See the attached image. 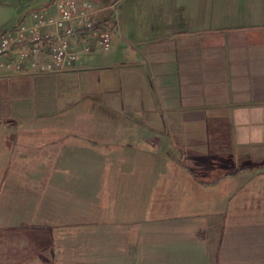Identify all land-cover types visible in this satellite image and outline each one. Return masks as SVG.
<instances>
[{"label": "crops", "instance_id": "crops-1", "mask_svg": "<svg viewBox=\"0 0 264 264\" xmlns=\"http://www.w3.org/2000/svg\"><path fill=\"white\" fill-rule=\"evenodd\" d=\"M78 1L114 4L115 38L107 52L90 40L91 53L69 72L12 77L36 80L43 97L54 79L56 99L34 101L23 118H4L0 104V128L13 132L6 150L0 144V192L5 181L7 187L0 231L29 232L33 218L54 231L81 230L72 248L43 251L37 264H61L82 251L99 252L102 264H264V0ZM52 2L0 0V31ZM102 71L116 74L118 88L101 96L106 103L115 97L108 108L133 130L121 132L122 146L152 164L151 188L159 189L161 204L143 209L137 221L106 216L120 194L117 162L130 155L113 147L115 139L99 144L66 117L74 104L98 100L90 82ZM43 129L54 137L40 139ZM14 204H26L20 217ZM58 204L76 212L70 226L59 220ZM100 230L101 242L88 243ZM83 231L85 248L78 243ZM34 250L0 264H29Z\"/></svg>", "mask_w": 264, "mask_h": 264}, {"label": "rangeland", "instance_id": "rangeland-1", "mask_svg": "<svg viewBox=\"0 0 264 264\" xmlns=\"http://www.w3.org/2000/svg\"><path fill=\"white\" fill-rule=\"evenodd\" d=\"M92 75V74H91ZM94 80H91V86L93 89H97L99 93V98L96 101H91V99L84 101L82 103H76L74 104L73 110L66 115L68 117V122L75 123L78 126H82L87 129V131L90 133L91 137L95 139L99 144H105L107 140L112 141L115 139V142L118 145H114V148L120 149V152L122 150L123 155L125 152L128 154L130 151L129 149L126 150L123 148L122 143L124 137L122 136L121 132L125 131H133L130 127V122L128 118H121L120 116L115 113V110H111L108 108V105H114L113 101L115 97H110L109 103L105 102V98L101 95H103L104 90L111 89V90H117L118 88V80L115 73L109 72V71H102L94 73L93 75ZM72 78L75 79V77H71L70 80L65 81V85L62 87L63 91L65 88L67 89L68 85L72 81ZM63 81V79H61ZM36 81V80H35ZM32 79L28 78H12L7 80H0V104L2 103L4 107L7 109V114L5 109H3L4 118H8L7 115L11 113L14 117H20L23 118V115H27L28 111L32 108V103L34 101H40L42 102L43 99L52 101L56 98L53 97L54 90L52 89V85L54 82V79H48L46 82L45 87L46 92L48 96L43 97V90L39 91L38 86L36 85L34 87L33 83L35 82ZM38 81V80H37ZM70 81V82H68ZM67 82V83H66ZM86 87V86H85ZM58 104L60 100H63L64 97L59 96ZM31 105V106H30ZM10 110V111H8ZM46 113V112H43ZM131 114H139L138 111H132ZM10 116V118L12 117ZM13 117V118H14ZM123 117V116H122ZM9 118V119H10ZM63 120V118H61ZM65 119V118H64ZM40 120V121H39ZM34 120V122H40V127L43 126V119ZM57 121L59 120H52L55 124H58ZM46 122V121H45ZM60 122V121H59ZM10 123H7L6 125L9 126ZM11 126V125H10ZM29 126H36V125H28ZM29 132H32L31 130H28ZM16 132L20 133V129L16 130ZM41 136L40 139L44 137V139L49 137H54L51 134H48L47 129L41 130ZM108 134L107 136H105ZM13 135L12 131H4L0 128V144L6 148L9 146L10 139L9 137ZM120 135V136H119ZM30 136V135H27ZM32 137V136H30ZM103 147V146H102ZM96 151V150H94ZM94 155L98 152H92ZM137 152H131V154H128L130 156L125 157L124 161L122 163H119V160L117 162V166L119 167V170L122 166V173L120 175V188L118 190L120 191V194H116L117 198V204H108L107 205V220L110 219H116L118 221H125V222H132L137 221L138 216L141 212H143V209L148 208V211L150 210L151 206L153 204H161L160 203V196L158 197L156 194H159V189L156 187L151 188V182L150 180V171H151V165H149V161L146 162L143 160V158L139 159L138 156H136ZM1 155V152H0ZM93 155V156H94ZM136 156V158H135ZM96 158V155L94 156ZM124 157V156H123ZM139 161V162H138ZM121 165V166H120ZM6 183V181H5ZM2 184V190L0 197H3L5 193L4 191L7 190L6 184ZM136 189L137 193H132ZM122 190V191H121ZM158 199V200H157ZM125 200V201H123ZM172 201V197L170 198ZM61 207L62 206H68L69 204H58ZM59 209V208H58ZM14 211V216L17 215V210ZM51 211V210H50ZM61 211V218L59 220L62 222L64 221V224L67 223V226L69 225V217L70 215H74L76 212L73 209L62 207L60 209ZM43 213V212H41ZM79 214V213H77ZM45 216H48L46 214V211L44 213ZM20 217V216H18ZM35 217V216H34ZM37 218L31 219V231L29 232L25 230L26 228H17L13 232L10 231H0V262L4 259H9L16 253L20 252H26L31 251L33 249L34 244V234L36 236V239L40 237L39 235L42 232V229L44 227H39L37 230L34 227L37 226ZM6 229V228H3ZM61 229V228H60ZM60 229H57L53 232V243L52 247L53 250L56 248H63V249H70L72 248V245H75V231H81L80 229H74L66 227L62 228V231ZM11 230V229H9ZM47 230V229H44ZM69 230V231H68ZM38 232V233H36ZM64 232V234H63ZM102 232V233H101ZM43 233V232H42ZM69 233L71 234V237L69 238ZM94 235L91 237L94 238L93 242L89 239L88 243L96 244L98 245L101 242L102 235L104 234L102 230L100 231H94ZM63 234L64 237H60L58 235ZM67 234V235H66ZM66 235V236H65ZM74 235V236H73ZM85 231L82 233H78V243L81 245V247H86V236ZM69 238V240H66V238ZM62 238L61 240H59ZM28 251V252H29ZM90 256V257H89ZM64 257V256H62ZM60 261L61 264H102V258L100 253L98 252L96 256H91L90 253L85 256V251H82L81 254H79V257H67L62 258Z\"/></svg>", "mask_w": 264, "mask_h": 264}, {"label": "built area", "instance_id": "built-area-1", "mask_svg": "<svg viewBox=\"0 0 264 264\" xmlns=\"http://www.w3.org/2000/svg\"><path fill=\"white\" fill-rule=\"evenodd\" d=\"M115 14L114 4L96 7L78 0H53L51 6L27 10L0 31V78L69 72L91 53L92 39L109 51L116 33Z\"/></svg>", "mask_w": 264, "mask_h": 264}, {"label": "trees", "instance_id": "trees-1", "mask_svg": "<svg viewBox=\"0 0 264 264\" xmlns=\"http://www.w3.org/2000/svg\"><path fill=\"white\" fill-rule=\"evenodd\" d=\"M30 205V204H29ZM25 207L26 204H14V207L16 208L17 210V213L19 214V216H21V213L23 211H25V209H23L22 207ZM31 216L33 217L34 214L36 215V210L37 208L34 206V204H31ZM31 217V218H32ZM67 225V224H64V226ZM40 226H35L34 227V231L35 229L37 230V228H39ZM41 227H44L42 229V232H40L41 234L39 235L40 237H38V240L35 242V245H34V252L33 254L30 256V260H29V264H37V254L43 252V251H50L52 249V243H53V231H54V227L53 225H46V226H41ZM44 229H47V230H44ZM38 233V232H36ZM49 253V252H48ZM49 257V256H47Z\"/></svg>", "mask_w": 264, "mask_h": 264}]
</instances>
